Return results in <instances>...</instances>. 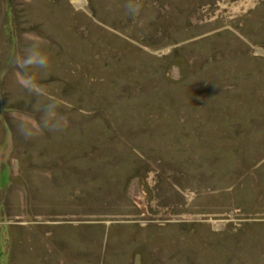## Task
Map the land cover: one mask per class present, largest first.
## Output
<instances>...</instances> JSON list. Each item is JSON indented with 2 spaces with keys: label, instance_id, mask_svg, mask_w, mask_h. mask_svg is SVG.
Wrapping results in <instances>:
<instances>
[{
  "label": "rangeland",
  "instance_id": "rangeland-1",
  "mask_svg": "<svg viewBox=\"0 0 264 264\" xmlns=\"http://www.w3.org/2000/svg\"><path fill=\"white\" fill-rule=\"evenodd\" d=\"M0 264H264V0H0Z\"/></svg>",
  "mask_w": 264,
  "mask_h": 264
}]
</instances>
